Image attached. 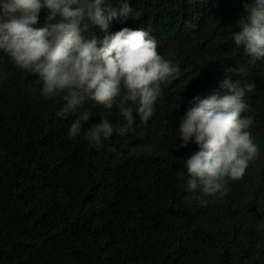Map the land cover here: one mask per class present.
<instances>
[{
  "label": "trees",
  "instance_id": "16d2710c",
  "mask_svg": "<svg viewBox=\"0 0 264 264\" xmlns=\"http://www.w3.org/2000/svg\"><path fill=\"white\" fill-rule=\"evenodd\" d=\"M124 2L133 14L105 31L87 18L81 26L98 39L147 31L179 69L161 82L147 124L133 107L136 120L124 134L119 108L88 97L59 117L63 95L45 98L39 77L0 52V264H264V58L249 64L233 40L251 0H104L101 7ZM50 15L42 8L33 27L61 20ZM225 78L255 86L241 115L253 120L247 131L258 155L225 196L189 193L185 161L198 146H180V122L199 100L223 95ZM85 113L83 130L70 136ZM103 119L114 132L97 146L84 136Z\"/></svg>",
  "mask_w": 264,
  "mask_h": 264
},
{
  "label": "clouds",
  "instance_id": "9594fccd",
  "mask_svg": "<svg viewBox=\"0 0 264 264\" xmlns=\"http://www.w3.org/2000/svg\"><path fill=\"white\" fill-rule=\"evenodd\" d=\"M103 2L0 0V52L17 69L39 77L45 98L63 95L66 105L57 113L59 117L66 118L88 97L105 109L119 108L125 121L119 132L124 134L135 123L133 107L140 124H147L161 97V82L179 69L158 54L156 40L147 31L124 28L111 39H98L88 32V25L81 26L87 18L105 31L112 19L133 14L127 2L118 8H102ZM42 8L50 10L49 21L57 14L61 20L33 27ZM245 12L246 20L233 40L236 46L243 45L248 63L256 64L264 58V0H251ZM229 71L239 74L245 69ZM254 87L247 81L225 78L220 85L223 95L199 100L185 113L179 127L180 146L190 141L198 146L185 161L189 193L200 189L206 196H225L228 182L242 179L256 159L258 147L247 131L253 120L241 115L249 107L246 92H253ZM89 119V113L80 116L71 124L69 135L80 134ZM113 132L114 126L103 119L87 130L84 139L99 146L101 138L107 140Z\"/></svg>",
  "mask_w": 264,
  "mask_h": 264
}]
</instances>
